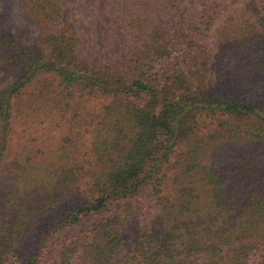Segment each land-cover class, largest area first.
Here are the masks:
<instances>
[{"label":"trees","instance_id":"trees-1","mask_svg":"<svg viewBox=\"0 0 264 264\" xmlns=\"http://www.w3.org/2000/svg\"><path fill=\"white\" fill-rule=\"evenodd\" d=\"M17 1L32 30L0 33V264H264V0L224 19L209 0Z\"/></svg>","mask_w":264,"mask_h":264},{"label":"rangeland","instance_id":"rangeland-1","mask_svg":"<svg viewBox=\"0 0 264 264\" xmlns=\"http://www.w3.org/2000/svg\"><path fill=\"white\" fill-rule=\"evenodd\" d=\"M208 5L212 4L211 6L218 7L217 12L220 14V19H224V16L226 13H221V9H224L225 6V0H209L206 2ZM81 28L87 31L86 26L82 25ZM32 30L31 25L22 17L20 12L19 3L17 0H0V33L1 31H4L7 34L13 35V32L15 33H28ZM89 36V33H87ZM93 39L90 38V41ZM96 47L97 49H100V46L97 42L92 41L90 43V47ZM161 65V64H160ZM163 67H166L167 70L173 71L178 68L183 67L182 58L179 57V53L175 54L172 58H169L167 60H164L162 65ZM264 95V90L262 92ZM260 100V98H259ZM103 104V99H96L91 98L88 102V105L91 109L94 111H99L100 107ZM87 181L83 180L75 194V199H83V197L86 196V190H87ZM131 205H133V209L135 210V213L138 215L140 212L145 215L146 217H150L153 213L152 210L149 208L146 209L145 202H148L147 197H142L141 200H134L131 201ZM128 202H123L122 204H126ZM40 224L36 227V229L33 231L30 240V246L34 245L36 241L40 240L42 235L45 233H51L52 229L55 227V222L53 216L43 217L40 220ZM89 225V222L85 221L81 226H79V230H82L86 228ZM78 231V229H77Z\"/></svg>","mask_w":264,"mask_h":264}]
</instances>
